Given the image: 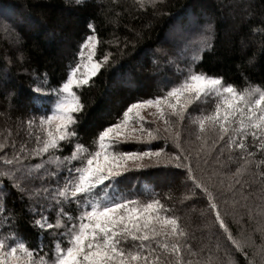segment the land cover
<instances>
[{
  "label": "snow or ice",
  "instance_id": "obj_1",
  "mask_svg": "<svg viewBox=\"0 0 264 264\" xmlns=\"http://www.w3.org/2000/svg\"><path fill=\"white\" fill-rule=\"evenodd\" d=\"M72 2L83 6L86 0ZM134 2L144 9L155 8L162 0ZM4 11L0 8V15ZM87 28L90 34L79 45L77 60L69 67L59 87L48 88L46 72L40 75L35 70L31 72L34 85L28 102L41 114L32 115L23 123L28 140L34 139L33 146L26 147L25 141L12 156L0 155V162L5 166L0 177L7 178L29 201L27 211L33 216L30 226L36 233L33 247L20 233L16 216L6 206L8 193L0 186V264H213L212 257L206 261L188 259L200 255L204 247L193 249L190 241L194 236L181 222V217L161 201L153 183L139 186L144 198L141 195L129 197L123 187L126 174L151 166L146 159L156 161L157 165L163 160L165 166L174 164L178 169L185 168L187 178L193 181L195 188L206 194L208 207L214 213V223L224 230L236 250L243 252L250 247L248 241H238L232 235L212 191L195 177L192 152L182 147L181 125L187 119L195 126L192 135L201 142L200 149L205 148L209 139L213 150L220 145L214 161L220 169L208 173L209 180L221 175L235 178L227 188L233 193L237 190L236 185L240 186L239 190L245 186L251 188L252 183L242 179L243 173L251 170L248 167L251 165L255 169L252 179L258 177L264 182V159H254L257 152L264 156V85L249 81L243 88H238L226 83L223 76L202 69L197 71L203 51L212 46L208 36L201 35L186 58V65L176 64L179 81L173 82L163 95L131 103L116 123L103 128L94 137L90 148L77 139L76 114L84 105L76 89L88 85L111 54H105L99 60L95 58L98 44L95 26L89 21ZM251 31L254 36H264V21L253 26ZM16 43H22L19 36ZM156 51L162 52L161 49ZM17 59L23 63L25 54L18 52ZM254 59L253 56L248 63L252 64ZM6 62L11 64L8 58ZM169 62L175 63L171 57ZM22 71L28 73L27 69ZM209 100L214 105L211 111L200 109L192 115L190 108ZM147 109H154L150 113L154 117L151 123L161 121L162 129L145 126L142 112ZM161 131L167 133L165 141L170 139L179 152L168 154L164 149L150 148L121 150L125 143L150 144L160 138ZM249 137L257 152L248 151ZM65 144L72 145L68 155L62 154ZM6 147L7 144L0 141V150ZM200 149L196 150V166H207L208 159L201 157ZM225 149L229 152L226 160L221 159ZM233 150H240L243 161L234 172L229 167L236 163L231 155ZM32 157H40V162L26 163ZM220 183L223 184V180ZM195 195L194 191L190 192V196ZM51 213H54V219L50 218ZM46 239L51 242L50 255L44 252ZM259 252L264 264V245L259 246ZM228 264H234V261Z\"/></svg>",
  "mask_w": 264,
  "mask_h": 264
},
{
  "label": "trees",
  "instance_id": "obj_2",
  "mask_svg": "<svg viewBox=\"0 0 264 264\" xmlns=\"http://www.w3.org/2000/svg\"><path fill=\"white\" fill-rule=\"evenodd\" d=\"M0 8L5 10L0 15V141L7 144L0 150V155L12 156L25 141L26 147L33 146L34 139L28 140L23 123L30 116L41 114L28 102L34 85L31 72L35 70L37 75L46 72L48 88L59 87L69 67L77 60L79 45L90 34L89 21L94 24L98 38L95 58L99 60L105 54H111L90 83L76 89L84 105L76 114L77 139L90 148L94 137L103 128L116 123L131 103L163 95L173 82L179 81L180 76L176 75L169 58L176 59L178 53H182L187 62L186 58L201 35H207L212 46L203 51L197 71L202 69L223 76L226 83L238 88H243L249 81L264 85V36H254L251 31L253 26L264 21V0H162L155 8L144 9L134 0H86L83 6L74 5L72 0H0ZM17 36L22 43H16ZM21 51L25 54L23 63L17 59ZM253 56L254 62L249 64L248 60ZM6 58L11 60L10 65ZM23 69L28 73L25 74ZM166 78L170 80L166 82ZM213 106V101L209 100L190 108V112L195 115L200 109L211 111ZM145 116L146 127L163 128L159 120L151 123L154 117L150 112ZM181 127L182 147L192 152L195 177L212 191L232 235L238 241H248L251 246L243 252L236 250L224 230L214 223V213L208 207L206 194L195 188L193 181L187 178L185 168L178 169L174 164L165 166L163 160L157 165L156 161L146 159L151 166L127 173L123 187L130 198L137 195L144 198L139 186L148 182L155 185L161 201L181 217V222L194 236L190 241L193 249L204 247L200 255L188 259L206 261L212 257L213 264H228L229 261L262 264L259 246L264 245V182L258 177L252 179L255 169L251 165L248 166L251 170L245 171L242 177L252 183L251 188L245 186L239 190L240 186L236 185L237 190L233 193L227 188L235 178L221 175L209 180L208 173L220 169L214 162L220 145L213 150L209 139L205 148L200 149L201 142L192 135L195 126L186 119ZM166 135L161 131L160 138L150 144L125 143L121 150L150 148L164 149L168 154L179 152L170 139L165 141ZM247 142L248 151L257 152L250 137ZM197 149L202 158L208 159L207 166H196ZM71 150L72 145L65 144L62 154L68 155ZM241 154L240 150L231 152L236 161L229 165L231 171L243 164ZM228 155L225 149L221 159L226 160ZM40 159L32 157L26 163H38ZM254 159L261 160L264 156L257 152ZM4 167L0 162V171ZM0 186L8 193L6 206L16 216L20 233L34 247L36 233L30 226L33 216L27 211L29 201L7 178L0 177ZM192 191L195 196H190ZM185 196L189 198L185 199ZM50 218L54 219V213ZM45 243L44 252L50 255L51 242L46 239Z\"/></svg>",
  "mask_w": 264,
  "mask_h": 264
},
{
  "label": "rangeland",
  "instance_id": "obj_3",
  "mask_svg": "<svg viewBox=\"0 0 264 264\" xmlns=\"http://www.w3.org/2000/svg\"><path fill=\"white\" fill-rule=\"evenodd\" d=\"M232 21V20H231ZM198 28V27H197ZM181 54L182 53H178V57L176 58V59H173L174 61L176 60L179 64H180V66L181 67H184L185 65H186V61H185V59L181 56ZM184 55V54H183ZM176 61H175V63H171V65L173 66V69H175L176 68ZM177 75V74H176ZM177 76H179V75H177ZM170 80V78H168L167 79V81L166 82H168ZM154 110L152 109V110H150V109H147V110H144L143 112H142V115L144 116V117H146L145 116V114L146 113H148V112H153Z\"/></svg>",
  "mask_w": 264,
  "mask_h": 264
}]
</instances>
